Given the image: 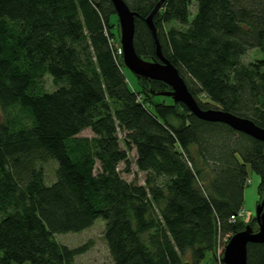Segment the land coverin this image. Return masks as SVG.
Here are the masks:
<instances>
[{
    "label": "trees",
    "instance_id": "obj_1",
    "mask_svg": "<svg viewBox=\"0 0 264 264\" xmlns=\"http://www.w3.org/2000/svg\"><path fill=\"white\" fill-rule=\"evenodd\" d=\"M123 1L136 14V54L156 59L145 18L158 0ZM114 15L110 0H0V264H73L85 245L54 235L96 218L113 264H182L186 254L185 264H223L219 239L256 228L229 218L242 209L247 166L264 193V143L152 102L169 90L159 81L129 89ZM152 23L200 108L264 129V58L242 62L264 53V0H164ZM131 151L140 184L119 174ZM246 262L264 264V243L247 244Z\"/></svg>",
    "mask_w": 264,
    "mask_h": 264
},
{
    "label": "water",
    "instance_id": "obj_2",
    "mask_svg": "<svg viewBox=\"0 0 264 264\" xmlns=\"http://www.w3.org/2000/svg\"><path fill=\"white\" fill-rule=\"evenodd\" d=\"M163 1L158 0L145 18V23L154 39L156 59H144L136 54L133 47L135 12L131 11L123 0H110L119 27L118 42L123 66L136 79L142 78L164 83L169 90L157 92L156 94L170 97L174 103L184 105L196 118L226 124L233 130L264 143V129L257 126L250 119L220 109L200 108L176 68L162 56L155 36L152 17ZM253 218L256 229H253L249 224H245L242 230L231 234L227 239L221 253L223 264H247V244L264 243V193L257 203Z\"/></svg>",
    "mask_w": 264,
    "mask_h": 264
},
{
    "label": "rangeland",
    "instance_id": "obj_3",
    "mask_svg": "<svg viewBox=\"0 0 264 264\" xmlns=\"http://www.w3.org/2000/svg\"><path fill=\"white\" fill-rule=\"evenodd\" d=\"M193 7H190V13H193ZM111 33L113 34L114 38V45L118 44L119 39V27L117 18L114 15V17L111 18ZM173 26L178 27L176 23H172ZM264 58V53L257 50V49H251L246 52V54L242 57V62L244 64L253 62L256 59ZM122 71L125 75V81L129 87V89L133 91H139V86L136 78L130 73L125 67H122ZM201 97V95H198ZM152 102H165V103H172L171 99L166 96L157 95L150 98ZM203 102H206L210 105H215L210 100H204ZM207 105V104H206ZM209 107V106H207ZM212 108V107H210ZM4 113L3 110L0 108V120L3 118ZM79 136H92V133L85 129L78 133ZM130 157V164L128 167L127 173H120V176L122 179L130 182L134 181L137 184L142 183L143 179V173L138 172L135 169L133 158L134 153L133 151L129 152ZM53 163H49L43 167V172L45 174V181L49 183L53 176H52V170H53ZM123 165H118V170L122 169ZM95 168L97 169L98 166L96 165ZM259 183V177L257 174H255L248 166H247V184L243 191V202H242V217L240 218L243 223H247L252 217H254L255 209L257 206V203L260 201V196L257 191V186ZM103 227H104V221L101 218H96L92 224L79 231V232H70V233H63V234H57L54 235V239L57 243L61 245H65L69 248L78 247L81 245H85V249L82 253L76 255L73 259V264H113L109 258L106 244L104 242L103 238ZM225 238L224 236L219 239L220 243V249L224 246ZM210 260V253L205 254L204 262H208ZM188 261V255H184L181 258L182 264H185V262Z\"/></svg>",
    "mask_w": 264,
    "mask_h": 264
},
{
    "label": "built area",
    "instance_id": "obj_4",
    "mask_svg": "<svg viewBox=\"0 0 264 264\" xmlns=\"http://www.w3.org/2000/svg\"><path fill=\"white\" fill-rule=\"evenodd\" d=\"M118 53H120V51H117ZM241 213L238 212L237 214H235V216H230L229 220L233 221L235 218L240 217ZM217 252L220 253V246L217 247Z\"/></svg>",
    "mask_w": 264,
    "mask_h": 264
}]
</instances>
